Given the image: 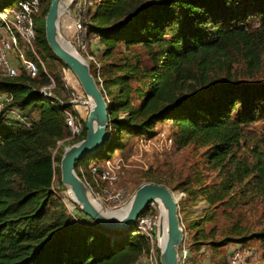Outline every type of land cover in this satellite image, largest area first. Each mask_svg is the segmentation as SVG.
Instances as JSON below:
<instances>
[{
    "label": "trees",
    "instance_id": "trees-1",
    "mask_svg": "<svg viewBox=\"0 0 264 264\" xmlns=\"http://www.w3.org/2000/svg\"><path fill=\"white\" fill-rule=\"evenodd\" d=\"M11 1L1 0L0 7ZM50 1L40 0L34 39L48 66L34 77L24 69L14 77L0 74V94L11 97L0 109V264H135L147 246L136 223L110 230L78 205L68 211L61 198V155L86 129L80 116L81 133L68 139L63 112H78L60 92L67 88L66 65L45 39ZM87 26L99 39L100 66H89L109 118L97 155L121 146L117 141L126 134L153 138L157 124L169 123L174 147L201 148L212 178L206 181L195 163L175 184L145 172L136 188L155 182L182 192L178 208L187 241L193 250L208 245L213 264H228L221 248L250 242L260 252L253 264H264V224L248 230L235 218L225 231L217 226L218 214L235 216L264 198V0H95ZM154 43L164 46L159 62L145 49ZM47 74L54 82L49 95L40 91L50 83ZM140 78L147 89L137 98L133 84ZM11 107L36 120L27 126L6 114ZM258 126L263 133L255 135L250 127ZM90 160L75 163L87 183ZM201 201L206 206L199 217L193 207ZM200 219L212 225L206 229Z\"/></svg>",
    "mask_w": 264,
    "mask_h": 264
},
{
    "label": "built area",
    "instance_id": "built-area-1",
    "mask_svg": "<svg viewBox=\"0 0 264 264\" xmlns=\"http://www.w3.org/2000/svg\"><path fill=\"white\" fill-rule=\"evenodd\" d=\"M69 4H73V8L65 9V11L61 13L68 20L67 22L62 23L61 29L64 31L68 41L76 50L80 51L81 55L87 61L94 62L98 65L95 58L96 53L91 51L88 42L89 35L87 34V19L90 9V1L71 0ZM40 11V0H19L17 8L12 9L10 12L0 11V28L2 30L4 29L3 31L6 34L5 37L0 35L1 75L14 77L20 73L19 69L22 68L28 75L34 77L38 73V63H40L43 67V63L33 47V41L36 35L33 14H39ZM90 36L99 43V39L96 34H91ZM11 50H14L15 54H17L16 56L21 62L20 66L15 65L12 62L10 55H8ZM27 51L32 54L31 57L27 56ZM62 73H64V75L66 74L65 67L62 68ZM47 75L50 78V83L48 85H42L40 87V91L49 95L51 93L50 90L54 87V82L51 76L49 74ZM68 91L69 92L66 97L67 102L72 106V109L76 110L79 114L73 113L72 110L68 108L63 112L66 126L70 131L68 139H73L82 131L80 108L88 111L91 102L84 93L78 92L73 86H70ZM10 100L11 97L9 95L4 93L0 94V109ZM6 114L21 121L27 126L36 120L35 116H25L18 108L15 107L9 108ZM158 137H162L164 141V148L166 150H170L173 147V139L171 136H167L164 132H161ZM156 141L157 135L153 137V139L142 137L140 138L139 143H141V146H149L155 145ZM121 166L122 157L120 155L115 158H107L104 165L100 167L96 164H91L89 169L92 174V178L88 183L86 182L91 192L98 198L105 196L109 192V185L116 180ZM109 198L111 199V197ZM114 198L117 199V195H115ZM123 208L124 207H121L115 210H121ZM158 221L159 204L157 201H151L147 206L146 212L141 213L136 220V230L139 234L146 238L147 246L143 250L141 259H139L135 264H161L160 252L157 243ZM228 250V264L254 263L256 252H254L252 247L235 244L234 247H230ZM200 256L202 257L199 258ZM209 260L210 255L208 249L201 248L193 250L184 235L183 242L180 244L178 250L177 264H210Z\"/></svg>",
    "mask_w": 264,
    "mask_h": 264
},
{
    "label": "water",
    "instance_id": "water-1",
    "mask_svg": "<svg viewBox=\"0 0 264 264\" xmlns=\"http://www.w3.org/2000/svg\"><path fill=\"white\" fill-rule=\"evenodd\" d=\"M70 2L71 0L50 1L44 17L45 39L57 58L75 75L91 105L85 118V137L65 146L63 150L59 163L60 180L67 189L68 196L82 212L110 230H121L134 225L148 204L157 201L159 204L157 243L160 263L177 264L179 246L184 239L178 208V201L183 193L177 195L164 184L144 182L136 188L127 211L121 215L118 212L122 209L104 208L75 170L77 161L97 156L108 137L109 118L106 97L90 71L89 62L61 34L60 15Z\"/></svg>",
    "mask_w": 264,
    "mask_h": 264
},
{
    "label": "rangeland",
    "instance_id": "rangeland-1",
    "mask_svg": "<svg viewBox=\"0 0 264 264\" xmlns=\"http://www.w3.org/2000/svg\"><path fill=\"white\" fill-rule=\"evenodd\" d=\"M18 1L19 0H12L10 3L4 5L2 8L0 7V11L10 12L12 9L17 8ZM89 1H90V8L93 9L95 0H89ZM72 5L73 4H68L66 9L73 8ZM38 16H39L38 14H33L34 22H36ZM59 20H60L61 34L63 35V37L67 39L61 27H62V23H65L68 20L62 14L60 15ZM3 30L0 28V35L5 37L6 34ZM91 38L92 40H95L93 37L89 35L88 42H90ZM35 46L36 44L34 40L33 47L35 50L37 49V51H39L37 46L36 47ZM90 49L92 52L95 51L93 47H90ZM145 49H147L150 52V57L152 61L159 62L161 60L162 54L164 52V46L161 43H154L145 46ZM77 51L80 53L79 50ZM100 53H97V55L95 56L96 61L98 63V65H96L97 69L100 66L97 58V56H99ZM8 55H10L11 60L15 65L17 66L21 65V62L17 58L16 56L17 54H15L14 50H11L8 53ZM40 57L42 58L41 61L43 63V67L46 68V66H48L49 63L48 59L45 58L42 53H40ZM55 65H57V63H55ZM40 66L41 64L38 63V67ZM57 67L60 69V66ZM19 70L21 72L23 69L20 68ZM54 70L58 71L56 67ZM65 71L66 74L64 75L63 73V80L65 79L64 82H66L68 88H65V90H60L62 97L64 98L67 97L70 86H73L78 92L83 93L79 81L77 80L75 75L72 72H70L67 68H65ZM146 84H147V80L144 78H140L138 81H136L133 84L134 87L133 93L137 98H140V96L144 94L145 90L147 89ZM80 109L83 110V108ZM81 112L86 117L87 111L83 110ZM156 129L158 133H157V141L155 145L141 146L139 140L142 137L126 134L125 137L117 141L119 144H121V146H115L113 144L104 156L99 154L96 157L91 158L90 163L87 166L88 168L91 164H96L99 167L103 166L107 158H115L118 155L122 157V166L118 171L116 180H114V182L109 185V192L101 198H98L93 194L94 197L102 204L104 208L109 210H115L121 207L126 208L128 206L129 201L131 200L134 191L136 190V186L138 182L143 180L142 176L145 172H150L154 175L161 177L164 176L166 177L165 179L166 181H170L172 184H175L181 175L186 174L188 172L189 166L194 165L195 163H200L203 165V166L200 165L201 167L200 170H202V172L206 175V181L212 178L213 172L209 170L207 166H204V164L202 163L201 148H194L193 145L188 144L187 146H184L180 149H176L173 145V147L170 150H166L164 148V141L162 137L159 138L158 135L161 132H164L165 135L170 136L171 126L167 122H162L156 125ZM250 129L251 132H253L255 135L259 133H263L261 126L250 127ZM80 170L85 175L84 173L85 168L81 167ZM173 191L177 195H180L182 193L179 190H173ZM115 195H117L118 197L117 199L114 198ZM109 197H111V199ZM61 198L65 202L66 209L72 212L74 210L75 205L77 204L74 203L72 199L68 196L66 188L61 193ZM205 206L206 204L203 201L197 203V205L193 207L196 210L195 214L199 215L200 217L202 209ZM121 211H119L118 213L120 214ZM235 218H239L241 223H243L248 230H252L260 227L262 224H264V198L249 201L244 207V210L240 211V213L235 216H230V215L222 216L221 214H218V220H217L218 230H223V231L227 230L231 226ZM200 223L201 226L205 225L206 229H208L212 225V223L206 222L205 219H200ZM199 228L200 227H198L197 229ZM184 235L186 238H188L186 234ZM190 239L193 240L192 237ZM191 240L190 242H192ZM235 244L236 243H231L229 246H225L221 248V254L225 255L226 260H227V253L229 251L228 249L230 247H234ZM247 245H249V247H252L254 249V252H256V257L254 259L255 262L260 254L257 243L250 242ZM206 247L210 255V260H209L210 264H213L216 261V257L215 255H213L214 254L213 251L209 249V246L206 245ZM201 257L202 256H200L199 258ZM197 262H202V261H197Z\"/></svg>",
    "mask_w": 264,
    "mask_h": 264
},
{
    "label": "crops",
    "instance_id": "crops-1",
    "mask_svg": "<svg viewBox=\"0 0 264 264\" xmlns=\"http://www.w3.org/2000/svg\"><path fill=\"white\" fill-rule=\"evenodd\" d=\"M89 46L90 47H93L94 49H95V51H93L94 53H99L100 52V49H99V46H100V44L98 43V42H96L95 40H92V38H91V40H90V42H89ZM84 110V109H83ZM83 110H81V111H83ZM81 118L83 119V120H85V116L83 115V113L81 112Z\"/></svg>",
    "mask_w": 264,
    "mask_h": 264
},
{
    "label": "bare ground",
    "instance_id": "bare-ground-1",
    "mask_svg": "<svg viewBox=\"0 0 264 264\" xmlns=\"http://www.w3.org/2000/svg\"><path fill=\"white\" fill-rule=\"evenodd\" d=\"M128 207H129V205H128L126 208H124V209L121 211L120 214H121V215L124 214V213L127 211Z\"/></svg>",
    "mask_w": 264,
    "mask_h": 264
}]
</instances>
